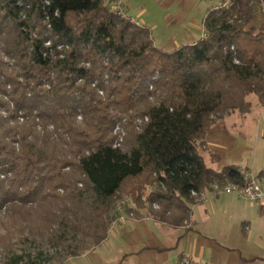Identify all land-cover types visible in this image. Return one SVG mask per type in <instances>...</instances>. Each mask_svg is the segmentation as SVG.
Listing matches in <instances>:
<instances>
[{"label":"trees","instance_id":"obj_1","mask_svg":"<svg viewBox=\"0 0 264 264\" xmlns=\"http://www.w3.org/2000/svg\"><path fill=\"white\" fill-rule=\"evenodd\" d=\"M118 1L0 0L2 264L93 251L124 191L138 215L179 228L193 193L239 181V166L215 172L201 149L227 117L264 111V0H218L206 36L173 52Z\"/></svg>","mask_w":264,"mask_h":264},{"label":"rangeland","instance_id":"obj_2","mask_svg":"<svg viewBox=\"0 0 264 264\" xmlns=\"http://www.w3.org/2000/svg\"><path fill=\"white\" fill-rule=\"evenodd\" d=\"M221 2L119 0L116 5L151 29L158 48L173 52L206 35L204 19L209 9ZM119 123L115 129L120 130L114 129L113 134L123 145L130 128ZM201 151L207 167L215 172L231 165L264 173V111L255 106L249 114H234L219 122L209 130ZM127 192L119 197L108 239L93 251L61 264H179L181 257L183 264H264V206L234 198L230 205L217 206V212L211 207L196 213V222L191 217L177 228L155 220L147 210H141L139 217ZM2 257L0 245V264Z\"/></svg>","mask_w":264,"mask_h":264},{"label":"built area","instance_id":"obj_3","mask_svg":"<svg viewBox=\"0 0 264 264\" xmlns=\"http://www.w3.org/2000/svg\"><path fill=\"white\" fill-rule=\"evenodd\" d=\"M113 7L114 9H118L117 6L113 5ZM122 16L126 18V16L123 13ZM131 22L135 23L136 25H140L139 22H136L133 19H131ZM139 122L141 123V121ZM118 130H120V128H116L114 132H117ZM123 132L120 134L122 135ZM121 135H119V137ZM120 139L121 141L123 140L121 137ZM120 145L121 142L118 139L115 146H120ZM206 191H210L216 195L230 194L236 196L239 199L254 204L264 205V176H260L259 174H257L256 172H254L249 168L241 169L239 172L238 182L214 183ZM206 191L202 192L200 195H196L195 193H193V195L197 196L199 202H201L205 200L207 197Z\"/></svg>","mask_w":264,"mask_h":264},{"label":"crops","instance_id":"obj_4","mask_svg":"<svg viewBox=\"0 0 264 264\" xmlns=\"http://www.w3.org/2000/svg\"><path fill=\"white\" fill-rule=\"evenodd\" d=\"M206 199L199 202L198 204H196L193 209H192V220L193 222H196V213L198 215H200L201 213H205L207 212L209 209H212L217 212V206L220 207L221 206H227L230 205L232 202H234V198H237L234 195H230V194H221V195H216L212 192H208V194H206ZM210 206V207H208ZM264 206V205H262ZM148 261H151V259L148 257ZM152 263V261H151ZM150 263V264H151ZM153 264V263H152ZM164 264V263H162Z\"/></svg>","mask_w":264,"mask_h":264}]
</instances>
